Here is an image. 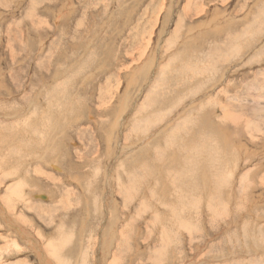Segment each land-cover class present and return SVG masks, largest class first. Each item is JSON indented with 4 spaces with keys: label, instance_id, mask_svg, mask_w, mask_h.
<instances>
[{
    "label": "rangeland",
    "instance_id": "obj_1",
    "mask_svg": "<svg viewBox=\"0 0 264 264\" xmlns=\"http://www.w3.org/2000/svg\"><path fill=\"white\" fill-rule=\"evenodd\" d=\"M46 261L264 264V0H0V264Z\"/></svg>",
    "mask_w": 264,
    "mask_h": 264
},
{
    "label": "bare ground",
    "instance_id": "obj_2",
    "mask_svg": "<svg viewBox=\"0 0 264 264\" xmlns=\"http://www.w3.org/2000/svg\"><path fill=\"white\" fill-rule=\"evenodd\" d=\"M66 6H67V5H66ZM62 8L64 9V7H62ZM70 9H71V8H70ZM66 10H67V9H66ZM63 14H64V11H63V13H62V12H59V13L56 15V17L60 19L61 17H63ZM66 18H68V17H66ZM62 19H63V18H62ZM63 20H64V19H63ZM55 23H56V22H55ZM183 65H184V64H183ZM2 109H3V108H2ZM3 114H4V113H3ZM234 116H235V115H234ZM232 117H233V116H232ZM230 119H231V118H230ZM31 122H32V121H31ZM32 124H33V123H32ZM19 127H20V126H19ZM133 128H134V127H133ZM45 130H46V129H45ZM180 130H181V129H180ZM47 131H48V130H47ZM242 131H243V130H242ZM202 134H203V133H202ZM180 135H181V134H180ZM184 135H185V134H184ZM200 135H201V134H200ZM204 136H205V135H204ZM178 138H179V136H178ZM225 140H226V139H225ZM256 141H257V140H256ZM35 142H36V141H35ZM185 142H186V141H185ZM185 142H184V143H185ZM220 143H221V142H220ZM256 144H257V143H256ZM183 146H184V145H183ZM237 147H238V146H237ZM12 148L16 149L15 147H12ZM238 148H239V147H238ZM233 149H234V148H233ZM233 149H232V150H233ZM18 150H19V149H18ZM236 150H237V149H236ZM240 150H241V149H240ZM10 151H11V150H10ZM10 151H8L9 154H10ZM12 151H13V150H12ZM8 152H7V153H8ZM17 152H18V151H16V153H17ZM11 153H12V152H11ZM12 154H13V153H12ZM233 154H234V153H233ZM174 155H175V154H174ZM230 156H231V155H230ZM10 157H11V156H10ZM232 157H233V156H232ZM236 157H237V156H236ZM201 158H202V156H201ZM231 159H232V158H231ZM7 160H8V159H7ZM2 161H3V159H2ZM170 161H171V160H170ZM173 161H174V158H173ZM200 161H201V160H200ZM4 162H5V161H4ZM225 163H226V162H225ZM200 164H202V163H200ZM200 164H199V165H200ZM207 164H208V163H207ZM211 164H212V163H211ZM209 166H210V165H209ZM172 167H173V166H172ZM182 167H183V166H182ZM205 167H206V166H205ZM198 168H199V167H198ZM202 168H203V167H202ZM207 168H208V167H207ZM210 168H211V167H210ZM213 168H214V167H213ZM222 170H223V169H222ZM256 170H257V169H256ZM204 171H206V170H204ZM223 171H224V170H223ZM251 172H252V171H251ZM255 172H256V171H255ZM225 174H226V173H225ZM208 178H209V177H208ZM217 179H218V178H217ZM219 180H220V179H219ZM222 181H223V180H222ZM224 181H225V180H224ZM219 182H220V181H219ZM215 183H216V182H215ZM221 183H222V182H221ZM218 184H219V183H218ZM166 185H167V184H166ZM177 186H178V185H177ZM218 186H219V188H220V186H221V188H223V187H222L223 185H221V184H219ZM218 186H217V187H218ZM169 187H170V186H169ZM169 187H168V189L171 190L172 188H169ZM178 187H179V186H178ZM213 189H215V187H214ZM216 189H217V188H216ZM212 191H213V190H212ZM212 191H211V192H212ZM218 191H219V190H218ZM215 193H216V192H215ZM226 193H227V190H226ZM169 195H170V194H169ZM207 195H208V193H207ZM212 195H214V194L212 193ZM163 196H164V195H163ZM164 198H165V197H164ZM226 199H227V198H226ZM224 201H225V200H224ZM228 201H229V200H228ZM199 202H200V201H199ZM225 202H226V201H225ZM226 203H227V202H226ZM165 204H166V203H165ZM222 204H223V203H222ZM220 205H221V204H220ZM124 206H125V205H124ZM164 210H166V208H164ZM166 211H167V210H166ZM164 215H165V214H164ZM162 218H163V217H162ZM166 219H167V218H166ZM59 246H60V245H59ZM59 249L61 250L60 247H59ZM168 250H169V249H168ZM56 252H57V251H56ZM56 252H55V253H56ZM163 253H164V252H163ZM56 255H57V254H56ZM168 255H169V254H168ZM40 257L42 258V254H41ZM167 258H168V257H167ZM42 259H43V258H42ZM48 263H49V262L46 261V264H48ZM255 263H256V262H255ZM256 264H258V263H256Z\"/></svg>",
    "mask_w": 264,
    "mask_h": 264
},
{
    "label": "crops",
    "instance_id": "obj_3",
    "mask_svg": "<svg viewBox=\"0 0 264 264\" xmlns=\"http://www.w3.org/2000/svg\"><path fill=\"white\" fill-rule=\"evenodd\" d=\"M59 165V164H58ZM32 196L33 197H35V199L37 198V199H46V198H48L44 193H42V192H39V193H35V192H33L32 191ZM37 202V201H36ZM262 261V260H261Z\"/></svg>",
    "mask_w": 264,
    "mask_h": 264
}]
</instances>
